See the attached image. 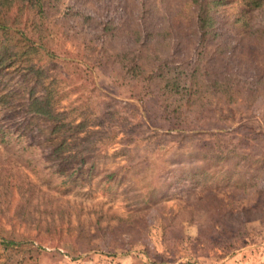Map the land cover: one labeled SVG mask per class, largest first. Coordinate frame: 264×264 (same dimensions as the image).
<instances>
[{"label":"rangeland","instance_id":"rangeland-1","mask_svg":"<svg viewBox=\"0 0 264 264\" xmlns=\"http://www.w3.org/2000/svg\"><path fill=\"white\" fill-rule=\"evenodd\" d=\"M187 1L60 0L49 6L42 27L45 47L36 45L48 56L46 76H56L57 88L66 95L63 105L75 107L80 98L89 112L114 98L118 107L132 102L139 110L134 115L125 112L127 125H140L139 136L133 134L136 140L127 142L131 148L119 143L108 146L94 167L78 168L73 159L57 167L50 155L54 142L44 136L51 125L26 110L29 90L35 86L32 75L16 63L0 67V238L20 242L7 249L0 244V264H264V94L250 109L238 107L245 114L232 125L220 129L223 120L206 113L183 131L221 134L222 142L255 160L257 164L250 167L253 185L237 189L220 171L198 187L177 184L174 174H181L169 173L175 168L171 157L188 150L187 140L180 133L150 126L143 104L129 99L132 85L116 73L118 67H90L94 48L103 42L101 32L65 15L69 7L97 21L135 26L151 12L156 28H166L170 22L174 29L166 40L158 37L169 49L167 53L158 48V53L189 62L196 57L199 36L191 20L194 8ZM228 1L218 22L224 43L232 46L246 36L234 26L242 20H238L241 1ZM245 19L257 28L264 22V12H251ZM20 30L14 31L22 34ZM263 56L264 43L246 52L234 50L225 62L247 86L264 73ZM211 65V71L225 70L224 63ZM77 87L81 93L74 91ZM40 93L41 87H34L33 96ZM205 139L216 141L214 136ZM122 148L129 150L128 156ZM130 165L135 166L129 169ZM112 172L116 175L109 177ZM165 176L167 180L160 183ZM159 183V194L146 204L145 195Z\"/></svg>","mask_w":264,"mask_h":264},{"label":"trees","instance_id":"trees-1","mask_svg":"<svg viewBox=\"0 0 264 264\" xmlns=\"http://www.w3.org/2000/svg\"><path fill=\"white\" fill-rule=\"evenodd\" d=\"M59 1L0 0V67L13 66L15 63L21 65L32 75L34 87H41L39 97H34V87L30 88L26 110L32 117L51 125L46 129L44 136L46 141L48 138V142H54L50 145V155L55 156L57 167L68 165L63 163L68 159L75 160L78 168L87 164L94 167L96 158L108 146L119 143L127 145L128 149L131 148L127 142L136 140L133 134L136 138L139 136L136 128L140 125H127L125 112L134 115V111L139 110L132 102L118 107L114 98L110 99L105 107L92 108L89 112L84 109L88 108L87 104H83L80 98L75 107H72L74 105L71 103L63 105L66 95L57 88L56 76H46L44 62L48 56L36 45H44L43 21L47 19L49 6L54 7L51 3L57 4ZM240 1L242 9L239 11L238 20L242 18V22L235 21L234 26L239 30L243 29V35L246 37H241L236 41L237 44L232 46L224 43L225 33L218 22L220 11L230 2L187 1L194 8L191 20L199 36L196 57L189 62L177 61L169 55L164 57L158 53V48L169 52L163 40L171 37L174 29L170 22L166 28H156L157 24L151 12L145 15L150 17L147 18L148 21L143 17L144 19L135 26H129L125 22L117 24L110 20L97 21L94 17L69 7L65 11V15L74 22L91 29H99L101 32L99 38H102L103 42L100 47H92L97 52L90 67H118L116 73L132 85L129 99L143 104L150 126L153 129H166L170 133H180L178 135L187 140L188 150L180 151L175 157H171L170 164L175 168L172 167L169 173L181 174L180 177L174 174L177 184L188 182L198 187L206 184L213 174L220 171L237 189L246 190L253 185L255 176L252 175L250 167L255 166L257 162L235 151L228 143L222 142L219 139L221 134L197 133L195 129L183 132L187 126L199 123L206 113H212L223 120L224 124L220 129L232 125L245 114V111L237 109L238 107L248 109L257 96L264 94V73L257 81L245 86L234 76L230 64L225 62L234 50L246 52L252 46L264 43V22L257 28H251L245 19L251 12H264V0ZM178 19H181V14ZM16 29H23L20 30L22 34H16ZM27 30L36 32L37 37L26 33ZM111 48H114L113 51H110ZM262 59L264 60V56ZM211 62L221 63L222 67L224 63L225 70L213 67L211 71ZM105 64H110V67H105ZM74 91L81 93L79 87ZM149 100L153 102H148ZM171 108L173 111H170ZM172 114L175 116L172 117ZM160 121L161 124L158 123ZM143 125L146 126L145 123ZM120 133H123V137L118 139ZM206 136H214L216 141L211 142L205 139ZM182 145L180 142L178 149ZM120 151H126V156L129 155L126 148ZM141 163L140 160L137 161L138 165ZM130 166L129 169H132L135 165ZM63 169L61 168L60 172ZM114 175L116 172L108 174L109 177ZM167 178L168 176L162 177L160 183ZM170 182L172 185V181ZM160 183L153 185L145 195L146 204L159 194V188L162 186ZM0 240L5 249L20 243L13 237L4 238L8 241L1 238Z\"/></svg>","mask_w":264,"mask_h":264}]
</instances>
